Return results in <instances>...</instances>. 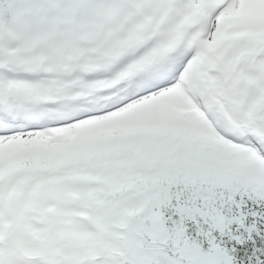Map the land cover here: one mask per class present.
Listing matches in <instances>:
<instances>
[{
  "label": "snow or ice",
  "instance_id": "1",
  "mask_svg": "<svg viewBox=\"0 0 264 264\" xmlns=\"http://www.w3.org/2000/svg\"><path fill=\"white\" fill-rule=\"evenodd\" d=\"M0 264H264V0H0Z\"/></svg>",
  "mask_w": 264,
  "mask_h": 264
}]
</instances>
